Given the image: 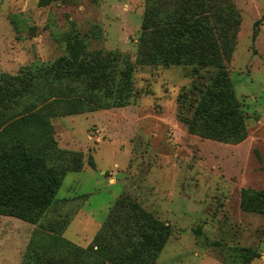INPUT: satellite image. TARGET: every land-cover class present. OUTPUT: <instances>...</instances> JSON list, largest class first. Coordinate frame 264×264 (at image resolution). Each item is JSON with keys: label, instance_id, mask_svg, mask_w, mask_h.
<instances>
[{"label": "rangeland", "instance_id": "obj_1", "mask_svg": "<svg viewBox=\"0 0 264 264\" xmlns=\"http://www.w3.org/2000/svg\"><path fill=\"white\" fill-rule=\"evenodd\" d=\"M232 1L241 24L227 71L246 139L203 138L179 121L177 99L195 80L192 67L136 66L128 106L51 119L57 147L82 153L83 160L80 172L65 176L46 217L68 222L65 239L93 246L110 209L126 195L171 228L156 264H245L237 257L248 248L259 254L248 264H264V215L241 208L243 189H264V0ZM38 2L0 0V80L66 56L65 36L72 32L89 36L90 51H117L135 61L146 0ZM37 228L0 215V264H22Z\"/></svg>", "mask_w": 264, "mask_h": 264}, {"label": "trees", "instance_id": "obj_2", "mask_svg": "<svg viewBox=\"0 0 264 264\" xmlns=\"http://www.w3.org/2000/svg\"><path fill=\"white\" fill-rule=\"evenodd\" d=\"M72 1L77 0L38 4ZM240 24L232 0H146L135 61L117 51H90L89 36L72 32L65 36L66 56L2 74L0 215L38 226L22 264H156L171 228L126 195L110 209L88 248L63 237L68 222L46 221L65 176L83 168L82 153L57 147L51 119L128 106L136 66H189L196 77L177 99L179 121L200 137L242 143L245 116L227 71ZM88 163L95 168L92 156ZM241 208L264 215V189H243ZM258 256L248 248L239 251L237 261L248 264Z\"/></svg>", "mask_w": 264, "mask_h": 264}]
</instances>
